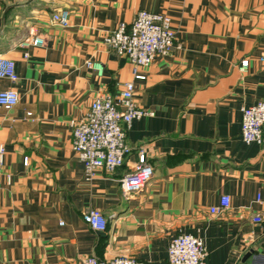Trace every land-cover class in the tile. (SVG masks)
Here are the masks:
<instances>
[{"label": "crops", "instance_id": "crops-1", "mask_svg": "<svg viewBox=\"0 0 264 264\" xmlns=\"http://www.w3.org/2000/svg\"><path fill=\"white\" fill-rule=\"evenodd\" d=\"M143 9L171 16L177 34L136 81L134 102L153 115L135 119L127 140L147 152L154 176L126 195L119 179L134 152L113 174L87 179L72 121L133 80L106 37ZM61 10L67 27L53 20ZM0 53L20 78L18 104L0 106V264H168L180 233L203 238L208 264H264V147L242 137L243 108L264 100V0H0ZM224 195L230 206L212 212ZM91 208L107 230L84 221Z\"/></svg>", "mask_w": 264, "mask_h": 264}, {"label": "built area", "instance_id": "built-area-1", "mask_svg": "<svg viewBox=\"0 0 264 264\" xmlns=\"http://www.w3.org/2000/svg\"><path fill=\"white\" fill-rule=\"evenodd\" d=\"M53 20L60 26L70 25V12L61 10L53 14ZM176 29L171 16L162 12L140 10L134 21L128 25L120 23L106 37V42L132 64L133 80L126 81L117 94L97 96L90 110L81 120H73V149L84 162L87 179L95 177L99 169L113 174L122 167L127 157L134 152L136 159L128 172L120 179L126 195L142 191L154 176V165L143 148L134 149L127 140L128 131L135 119L153 115V111L138 107L134 102L136 81L146 79L143 69L150 66L157 54H169L175 47ZM44 38L35 36L34 45H43ZM264 59V58H263ZM100 70L98 62H88ZM249 60H242L241 68L247 69ZM0 78L9 82L7 89L0 90V106L13 108L19 102V74L15 61L0 53ZM30 114V112H29ZM242 137L247 143L257 142L264 147V100L243 108ZM5 147H0V175L3 173ZM29 162L28 157L24 159ZM230 197L224 195L220 206L212 212H221L230 206ZM84 221L94 230H107L108 218L98 208L83 213ZM255 221L262 218L255 216ZM208 250L203 238L188 233L174 236L168 248V264H208ZM82 264H140L135 258L117 256L110 260L88 256Z\"/></svg>", "mask_w": 264, "mask_h": 264}, {"label": "water", "instance_id": "water-1", "mask_svg": "<svg viewBox=\"0 0 264 264\" xmlns=\"http://www.w3.org/2000/svg\"><path fill=\"white\" fill-rule=\"evenodd\" d=\"M251 254V252H249L248 254H247V256H249Z\"/></svg>", "mask_w": 264, "mask_h": 264}]
</instances>
